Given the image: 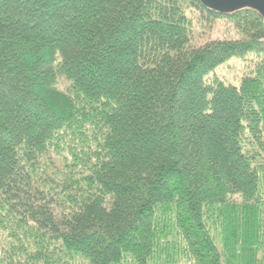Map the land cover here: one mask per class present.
Here are the masks:
<instances>
[{
    "label": "trees",
    "instance_id": "16d2710c",
    "mask_svg": "<svg viewBox=\"0 0 264 264\" xmlns=\"http://www.w3.org/2000/svg\"><path fill=\"white\" fill-rule=\"evenodd\" d=\"M0 238L2 264H264L262 18L0 0Z\"/></svg>",
    "mask_w": 264,
    "mask_h": 264
},
{
    "label": "rangeland",
    "instance_id": "374dc122",
    "mask_svg": "<svg viewBox=\"0 0 264 264\" xmlns=\"http://www.w3.org/2000/svg\"><path fill=\"white\" fill-rule=\"evenodd\" d=\"M192 16V14H189ZM193 17V16H192ZM197 25V24H196ZM238 36L235 34L232 26L227 23L224 20L217 21L213 24L211 29H200L198 28V25L195 27V32L193 35L192 42L193 44L200 45L206 41L209 40H215V39H236ZM254 63L253 57H248L246 60H238V59H232L222 66H220L216 72H214L212 75L208 77V79H211V77H216L219 80H222L224 82L233 83L234 85H237V81L239 77L242 74H245L248 72L249 67L252 66ZM57 87L60 90H65L67 87V83L63 79H58ZM68 142L70 140H63V142ZM62 142V143H63ZM67 153V150H65V153ZM55 158V156H54ZM53 158V159H54ZM70 159V157H69ZM159 220V219H158ZM4 238V237H3ZM3 238H0V264L3 258L4 251L6 250V243L3 241Z\"/></svg>",
    "mask_w": 264,
    "mask_h": 264
},
{
    "label": "water",
    "instance_id": "95a60500",
    "mask_svg": "<svg viewBox=\"0 0 264 264\" xmlns=\"http://www.w3.org/2000/svg\"><path fill=\"white\" fill-rule=\"evenodd\" d=\"M206 10L221 16L251 10L264 21V0H197Z\"/></svg>",
    "mask_w": 264,
    "mask_h": 264
}]
</instances>
